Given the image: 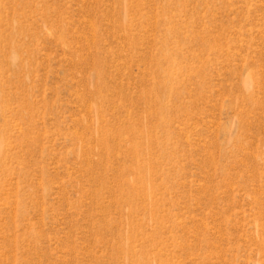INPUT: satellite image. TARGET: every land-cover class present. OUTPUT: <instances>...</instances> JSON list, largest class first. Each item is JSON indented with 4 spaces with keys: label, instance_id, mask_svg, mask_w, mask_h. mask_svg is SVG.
I'll return each mask as SVG.
<instances>
[{
    "label": "rangeland",
    "instance_id": "1",
    "mask_svg": "<svg viewBox=\"0 0 264 264\" xmlns=\"http://www.w3.org/2000/svg\"><path fill=\"white\" fill-rule=\"evenodd\" d=\"M0 264H264V0H0Z\"/></svg>",
    "mask_w": 264,
    "mask_h": 264
}]
</instances>
